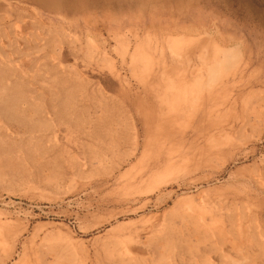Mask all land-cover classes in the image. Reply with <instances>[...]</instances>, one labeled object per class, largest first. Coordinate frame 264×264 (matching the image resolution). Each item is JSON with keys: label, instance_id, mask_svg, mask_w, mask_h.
Masks as SVG:
<instances>
[{"label": "rangeland", "instance_id": "obj_1", "mask_svg": "<svg viewBox=\"0 0 264 264\" xmlns=\"http://www.w3.org/2000/svg\"><path fill=\"white\" fill-rule=\"evenodd\" d=\"M0 264H264V0H0Z\"/></svg>", "mask_w": 264, "mask_h": 264}, {"label": "bare ground", "instance_id": "obj_2", "mask_svg": "<svg viewBox=\"0 0 264 264\" xmlns=\"http://www.w3.org/2000/svg\"><path fill=\"white\" fill-rule=\"evenodd\" d=\"M217 46V45H216ZM235 48V47H234ZM233 51V48H231V47H229V48H220V47H218L217 46V49H216V55H217V53L218 54H221V57H225V56H227V55H229L231 52ZM233 53V52H232ZM231 68V67H230ZM186 79V78H185ZM184 79V80H185ZM206 85V84H205ZM183 86H184V88L185 89H188V88H190L191 89V82H189L188 80L186 81H184V83H183ZM208 99V98H207ZM211 99V98H210ZM210 99H208V100H210ZM209 104V103H208ZM178 108V107H177ZM172 110V109H171ZM204 112H206L205 110H204ZM208 112V111H207ZM160 118V117H159ZM159 120V119H158ZM161 123H162V127L165 129H167V128H169L170 127V122H168V120H163V121H161ZM167 123V124H166Z\"/></svg>", "mask_w": 264, "mask_h": 264}]
</instances>
